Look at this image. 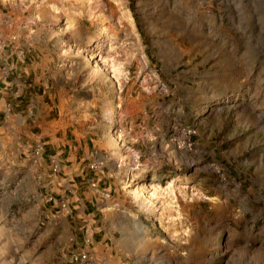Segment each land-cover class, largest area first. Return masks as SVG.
Instances as JSON below:
<instances>
[{"label": "rangeland", "instance_id": "1", "mask_svg": "<svg viewBox=\"0 0 264 264\" xmlns=\"http://www.w3.org/2000/svg\"><path fill=\"white\" fill-rule=\"evenodd\" d=\"M7 67L140 156L110 177L88 151L130 201L98 223L4 163L0 264H264V0H0Z\"/></svg>", "mask_w": 264, "mask_h": 264}, {"label": "crops", "instance_id": "2", "mask_svg": "<svg viewBox=\"0 0 264 264\" xmlns=\"http://www.w3.org/2000/svg\"><path fill=\"white\" fill-rule=\"evenodd\" d=\"M8 68L0 69V177L3 179L5 173L2 165L9 162L36 170L53 188L63 180H71L68 203L72 218L78 222L98 223L100 216L123 215L130 201L123 198L112 179L103 181L105 187L97 179L89 184L94 171L87 167L88 151L102 149L106 174L118 177L130 164H139L137 146L111 138L102 142L82 134L79 123L73 126L54 96L39 92L38 86L27 90L25 80L14 78ZM14 86L19 93L13 91ZM36 145L42 147L39 154L33 153ZM50 159L57 165L56 172H50Z\"/></svg>", "mask_w": 264, "mask_h": 264}, {"label": "built area", "instance_id": "3", "mask_svg": "<svg viewBox=\"0 0 264 264\" xmlns=\"http://www.w3.org/2000/svg\"><path fill=\"white\" fill-rule=\"evenodd\" d=\"M41 149H42L41 145H36L35 148H34L33 153L34 154H39L41 152ZM50 166H51V170L53 172H55L57 170V165L54 163V161L52 159H51ZM71 257H72L73 260H77V259H83L85 257V255L82 254V253H78V254L71 255Z\"/></svg>", "mask_w": 264, "mask_h": 264}]
</instances>
